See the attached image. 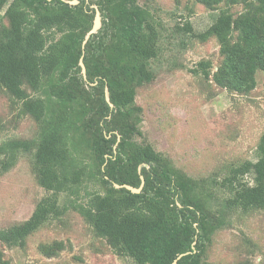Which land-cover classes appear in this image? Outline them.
<instances>
[{
    "label": "trees",
    "instance_id": "16d2710c",
    "mask_svg": "<svg viewBox=\"0 0 264 264\" xmlns=\"http://www.w3.org/2000/svg\"><path fill=\"white\" fill-rule=\"evenodd\" d=\"M79 1L0 0V88L38 124L32 139L0 144L2 168L35 148L36 176L48 192L28 219L0 229L1 244L24 247L32 233L72 208L118 255L137 264H207L213 235L234 213L264 210V132L256 160L231 165L211 184L138 141L143 110L137 92L156 77L155 17L138 0H92L103 25L84 44L96 9ZM194 1L220 9L215 22L195 36L216 38L223 58L215 70L211 60L200 61L199 72L220 87L251 92L264 71V0ZM239 4L244 9L232 11ZM184 29L192 32L191 22ZM141 175L140 193L115 186L140 187ZM40 247L53 256L65 244ZM4 253L0 248V264H11Z\"/></svg>",
    "mask_w": 264,
    "mask_h": 264
},
{
    "label": "rangeland",
    "instance_id": "374dc122",
    "mask_svg": "<svg viewBox=\"0 0 264 264\" xmlns=\"http://www.w3.org/2000/svg\"><path fill=\"white\" fill-rule=\"evenodd\" d=\"M138 2L155 17L159 52L151 62L155 79L141 86L136 96L143 110L142 135L137 140L153 144L176 166L193 177H205L210 184L222 180L231 165L256 160L264 132V71L257 73L258 84L249 93L220 87L199 72L198 64L204 59L211 60L213 70L222 61L216 38L195 36L215 22L220 9L194 0ZM243 9L242 4L232 7L236 13ZM187 22L192 32L184 29ZM37 129L33 117L21 111V102L0 88V144L10 138L32 139ZM34 152L35 148L19 153L6 170L0 156V229L28 219L48 193L38 182ZM55 241L64 242L65 248L53 256L41 250L40 246ZM0 248L11 264H137L129 256L118 255L72 208L32 233L24 247L3 246L0 241ZM206 256L207 264H264V210L234 213L213 235Z\"/></svg>",
    "mask_w": 264,
    "mask_h": 264
},
{
    "label": "water",
    "instance_id": "95a60500",
    "mask_svg": "<svg viewBox=\"0 0 264 264\" xmlns=\"http://www.w3.org/2000/svg\"><path fill=\"white\" fill-rule=\"evenodd\" d=\"M66 2H69L71 4H78L80 1L79 0H66ZM94 7L96 9V15H95L94 24H93L92 28L90 29V31L87 33L86 38L84 40V44H86L87 41L91 38V36L93 34L97 33L99 31V29L103 25L101 10L99 9V7L97 5H95ZM80 64L82 66V72L84 74V77L86 78V66H85V63H84V61L82 59L80 61ZM106 99L109 102H111L110 101V96L108 94V91L106 92ZM111 105H113L112 102H111ZM141 179H142V183H141V186L140 187H135L133 185L126 184V183H124V184L115 183V186L117 188H127V189L131 190L134 193H140V192H142V190L144 188V185H145V178H144L143 175H141ZM185 254H187V253L180 254L179 255V258H181L182 256H184ZM173 264H178V262L177 261H174Z\"/></svg>",
    "mask_w": 264,
    "mask_h": 264
}]
</instances>
